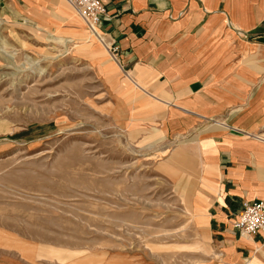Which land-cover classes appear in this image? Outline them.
Masks as SVG:
<instances>
[{
    "label": "rangeland",
    "instance_id": "obj_1",
    "mask_svg": "<svg viewBox=\"0 0 264 264\" xmlns=\"http://www.w3.org/2000/svg\"><path fill=\"white\" fill-rule=\"evenodd\" d=\"M65 1L77 23L0 1V259L203 264L196 178L158 131L114 123L117 66Z\"/></svg>",
    "mask_w": 264,
    "mask_h": 264
},
{
    "label": "crops",
    "instance_id": "obj_2",
    "mask_svg": "<svg viewBox=\"0 0 264 264\" xmlns=\"http://www.w3.org/2000/svg\"><path fill=\"white\" fill-rule=\"evenodd\" d=\"M0 1L30 19L59 1L77 23L65 0ZM101 2V32L120 48L117 64L103 46L117 66L105 74L109 115L158 131L171 162L188 163L193 226L211 247L203 264H264V234L234 229L243 203L264 201V0Z\"/></svg>",
    "mask_w": 264,
    "mask_h": 264
},
{
    "label": "built area",
    "instance_id": "obj_3",
    "mask_svg": "<svg viewBox=\"0 0 264 264\" xmlns=\"http://www.w3.org/2000/svg\"><path fill=\"white\" fill-rule=\"evenodd\" d=\"M83 19L89 31L96 35L106 47L111 59L120 64V48L107 41L101 32L102 16L106 10L101 0H66ZM235 231L241 237L253 238L264 234V201H250L243 203V208L234 223Z\"/></svg>",
    "mask_w": 264,
    "mask_h": 264
},
{
    "label": "bare ground",
    "instance_id": "obj_4",
    "mask_svg": "<svg viewBox=\"0 0 264 264\" xmlns=\"http://www.w3.org/2000/svg\"><path fill=\"white\" fill-rule=\"evenodd\" d=\"M91 33V32H90ZM91 35H93L92 37H94L102 46H103V44L99 41V39L97 38V36L96 35H94V34H92L91 33Z\"/></svg>",
    "mask_w": 264,
    "mask_h": 264
}]
</instances>
